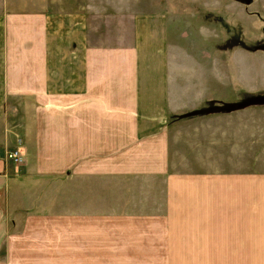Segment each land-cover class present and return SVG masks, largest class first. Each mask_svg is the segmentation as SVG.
Returning <instances> with one entry per match:
<instances>
[{
  "label": "crops",
  "instance_id": "0c3cea01",
  "mask_svg": "<svg viewBox=\"0 0 264 264\" xmlns=\"http://www.w3.org/2000/svg\"><path fill=\"white\" fill-rule=\"evenodd\" d=\"M4 8L0 264H194V254L202 264H264V123L221 126L222 135L236 130L239 150L219 171L209 170L207 157L172 151L181 147V129L169 118L205 107L212 92L193 69L190 79L178 78L185 68L170 65L165 17L135 16V45L106 47L88 41L82 14ZM188 55L183 66L196 68L201 61ZM195 118L184 124L194 127ZM14 148L20 164L5 158ZM197 163L201 171H192ZM121 183L131 184L126 192L134 198L167 200V210L150 217L161 222L142 228L162 238H70L104 217L101 184L117 194ZM233 216L239 241L214 239Z\"/></svg>",
  "mask_w": 264,
  "mask_h": 264
},
{
  "label": "rangeland",
  "instance_id": "374dc122",
  "mask_svg": "<svg viewBox=\"0 0 264 264\" xmlns=\"http://www.w3.org/2000/svg\"><path fill=\"white\" fill-rule=\"evenodd\" d=\"M7 6L20 7L17 11L51 8L82 14L88 41L106 47L135 45L133 24L135 16L159 15L161 19L162 16L165 17L170 65L177 69L181 64L180 66L185 68L178 78L190 79V70L193 69L191 74L194 75V79L208 81L212 92V99L203 103L205 107L169 118L168 124L178 122L176 127L181 129L176 132L181 137L179 139L181 147L177 150L172 148V151L179 156L189 153L198 159V162L203 157L211 159L210 171L221 170L219 162L226 159L230 164L235 162L238 155L236 130L233 129L228 136L222 135L221 126L227 124L232 128L238 122L245 123L259 118L262 119L261 126L264 123V104L227 112L212 111L204 113L205 117H201L203 114L177 117L209 106L230 108L254 96L264 95V0H0L1 11ZM157 36L161 38V35ZM190 51L196 62L201 61L195 64L196 68L190 65V68L183 66L189 64ZM236 111L245 115V119L236 113L231 114ZM190 117H196L193 120L197 122L191 128L184 124V120ZM257 134L260 135L258 132ZM261 135H264V132ZM186 146H190L192 151H187ZM263 148V145L258 147L261 156L264 155ZM245 156L249 157L246 151ZM229 170L232 171L230 166ZM192 171H201L199 163ZM103 181L104 178L101 182ZM130 187L131 184L121 183L115 185L117 194L114 190L105 193L106 186L101 184L103 194L99 210L104 213V217H100V223L97 219L85 223L87 231L79 233L77 237L70 234V238L87 240L162 238L158 236L159 232L146 231L142 228L146 226L151 228L161 222L150 217L156 212L166 211L167 200L134 198L132 194L126 192ZM57 201L60 205L59 197ZM94 208L91 210L98 212V207ZM110 212L117 213L123 218L106 220ZM233 218L236 221L227 220L225 233H214V239L220 238L222 234L223 238L230 242L239 241V236L243 233H239L238 217ZM260 227H264V211H261ZM192 259L194 264H202L199 262L202 258L198 254H194Z\"/></svg>",
  "mask_w": 264,
  "mask_h": 264
},
{
  "label": "water",
  "instance_id": "95a60500",
  "mask_svg": "<svg viewBox=\"0 0 264 264\" xmlns=\"http://www.w3.org/2000/svg\"><path fill=\"white\" fill-rule=\"evenodd\" d=\"M257 104H264V95L254 96L248 99L247 101L237 103L233 105L232 107H230L229 110H232V109L235 110L238 108L249 107V106L257 105Z\"/></svg>",
  "mask_w": 264,
  "mask_h": 264
},
{
  "label": "trees",
  "instance_id": "16d2710c",
  "mask_svg": "<svg viewBox=\"0 0 264 264\" xmlns=\"http://www.w3.org/2000/svg\"><path fill=\"white\" fill-rule=\"evenodd\" d=\"M212 111H222V112H227V111H230L229 110V107L228 106H225V107H220V106H209L207 108H204V109H200V110H196V111H193L189 114H186V115H182V116H177L179 118H184V117H187L189 115H199V114H204V113H208V112H212Z\"/></svg>",
  "mask_w": 264,
  "mask_h": 264
},
{
  "label": "built area",
  "instance_id": "2783aa9c",
  "mask_svg": "<svg viewBox=\"0 0 264 264\" xmlns=\"http://www.w3.org/2000/svg\"><path fill=\"white\" fill-rule=\"evenodd\" d=\"M5 158L15 164L22 163V156L18 149L14 148L5 153Z\"/></svg>",
  "mask_w": 264,
  "mask_h": 264
}]
</instances>
